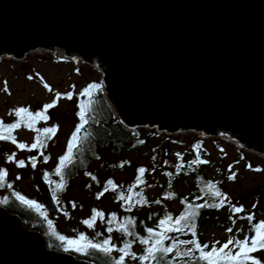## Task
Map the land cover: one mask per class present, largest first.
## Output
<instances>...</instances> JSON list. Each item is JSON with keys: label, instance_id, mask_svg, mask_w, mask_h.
<instances>
[{"label": "water", "instance_id": "1", "mask_svg": "<svg viewBox=\"0 0 264 264\" xmlns=\"http://www.w3.org/2000/svg\"><path fill=\"white\" fill-rule=\"evenodd\" d=\"M38 50L96 61L128 129L221 132L264 155V0H0V60ZM36 187L54 216L47 182ZM0 264L95 263L0 206Z\"/></svg>", "mask_w": 264, "mask_h": 264}, {"label": "trees", "instance_id": "2", "mask_svg": "<svg viewBox=\"0 0 264 264\" xmlns=\"http://www.w3.org/2000/svg\"><path fill=\"white\" fill-rule=\"evenodd\" d=\"M92 83L100 84V80H87L81 88L80 93L85 87ZM80 93L72 101L74 122L73 128L69 132L68 141L76 125L80 122L77 115L79 112L78 104L80 103H83L87 109L86 118L88 119V123L79 134L81 142L78 144L77 148L74 149L73 161L64 169L63 176H58L57 183L63 182L66 186L79 175L88 172L91 175H86V178L92 179V189L96 190L99 188L100 192H102L105 186L109 187V191L105 193L108 194L107 197L111 203L121 204L120 211L106 212L102 209V212L104 213L103 219L107 227H112V224L115 225L113 232L115 233L114 238L116 241H114L113 244L117 249L122 247L125 241H130L132 242L131 251L137 256L143 255L145 246L139 243V239L147 238V228L158 230V223L165 215H171L173 218L178 217L186 209L188 203H192L195 206L206 202H218L214 200L211 195L215 189H209L207 185L211 183L215 185L216 189L224 193L222 183L227 181L231 182L232 180L228 179L229 174L225 169H212L210 164H201L199 161L194 164L192 163L193 160L197 159L198 154L199 160L207 161L206 158H208L209 154L205 149V141L200 142L198 140H191L188 137H173L171 135L158 133L155 129H128L116 117L112 107L105 99L102 88L98 91H94L91 101H89L88 97L81 96ZM38 121L41 122L40 120ZM141 141H143V143H141ZM196 145H200V148L196 149ZM129 154H138L139 159L142 160L143 163L139 164L130 161L128 159ZM102 155H104L105 159L98 171L93 167L89 172V168L93 166L96 161L100 160ZM97 157H99V159H97ZM153 157H155V159H153ZM178 165H183V167L178 170ZM140 167H144L147 171L143 176L144 183L137 185V170ZM126 169L131 171L128 181L122 185L116 183L113 179V172L115 170ZM166 173H170L171 175H166ZM92 177H95V179ZM100 177L105 178L102 179ZM109 180L117 186L114 192L111 190V186L107 185ZM151 187L157 192V196L152 200H150L146 192L147 189ZM179 187L185 188L183 194H180ZM129 188H132L131 192H129ZM121 195L125 197L131 195L133 199L130 202L127 199L121 200L119 198ZM161 198L176 203L177 210L173 211L167 209L165 203L160 201ZM19 201L20 200L14 196L12 204L16 206L13 205V208H10L6 205V208L9 212H14L19 215L27 227L38 230L39 226H37V228H32V225L37 224L34 221L38 216L36 214L37 208H31L27 205L23 206L19 204ZM156 201H159V203H156ZM129 204H131V211L126 210ZM225 206L220 209L206 207L199 210L200 215L196 218V239L202 244L211 245L202 235V230L204 228L208 226L225 228V226L234 225L232 223L233 220L236 222L241 220L247 221L246 219H240L239 215L241 213L233 216L229 204L227 205L225 203ZM225 208L227 216L224 219L225 224H222L221 220L224 217L221 216V212ZM112 214H115L116 220L109 224L108 221ZM230 216L232 219H229ZM126 220H132L134 222L133 226L130 228L134 233L133 236H127L116 231V228ZM260 221V219L255 217L252 223L255 224ZM44 229L45 230L42 232H45L43 235L50 249L71 254L78 259L91 261L95 264H113L114 260L118 259L120 255L118 251H113L109 257L104 253L92 249L88 250L87 255L71 250L64 251V246L57 239V236L62 234H57L58 231L55 227L50 228L45 226ZM38 231H40V229ZM169 235H179V239L181 240L192 239L190 233L187 235L169 233ZM246 235H254L250 230L249 222L248 233ZM63 236L66 237V235ZM233 236L239 239L237 235ZM243 239L244 238H241V240ZM171 243V240L165 241L166 245ZM219 246L220 245H217V247ZM186 247L190 248L192 246L189 245ZM180 250L183 251L184 247L182 246ZM260 251L264 252V250H258L257 252ZM198 255V252L194 253L193 261H189L188 257H184L183 259L176 258L175 252H173L165 258V264L167 261H171V264H194V259ZM250 255L259 260L255 252ZM125 264H141V262L138 259L133 260L128 257L125 260ZM153 264H155V262H153ZM261 264L264 263L261 262Z\"/></svg>", "mask_w": 264, "mask_h": 264}, {"label": "rangeland", "instance_id": "3", "mask_svg": "<svg viewBox=\"0 0 264 264\" xmlns=\"http://www.w3.org/2000/svg\"><path fill=\"white\" fill-rule=\"evenodd\" d=\"M57 53V52H56ZM55 52H43L42 50L28 53L22 59L1 58L0 60V116L8 118V111L13 108H35V103H42V109L45 104L52 103L56 100V93L61 94V98L56 101L57 106L49 109L48 113L53 114L51 122L61 125L62 131L68 133L73 128V106L72 101L80 93L81 88L87 80H95L101 78L102 71L93 63L75 62L69 57H64ZM64 58H67L66 60ZM32 77V79H29ZM5 82H7L8 92L4 91ZM49 85L52 89L49 92L44 84ZM69 92L73 93V99L67 100L63 96ZM45 122V121H44ZM48 122V121H47ZM146 129V128H144ZM173 137H188L191 140L205 141V149L209 156L206 158L207 163L212 169H225L230 176L232 172L236 173V179L231 182H223L222 189L224 194L228 197L225 203L231 208L232 205L243 206L245 211L239 216H247L253 214L257 219L264 221V171L256 172L249 169L250 164L252 168L264 169L263 155H257L254 152L247 151L243 148H237L234 145L227 143L218 136L206 137L200 133L183 132L179 134H172ZM59 139L65 140L64 135ZM60 141L59 143H62ZM55 149H57L55 147ZM221 149L223 151H221ZM104 155L100 160L96 161L93 166L89 168V172L93 169H98L103 164ZM128 159L134 163L142 164L143 161L139 159L138 154H129ZM238 162V163H237ZM231 168V171L229 169ZM131 175L130 170H115L113 172V179L118 184H125ZM104 179L105 177H100ZM84 177L80 175L78 178L70 181V200L81 202L83 196L79 193L81 181ZM26 183H22L24 185ZM185 188L179 187L180 194H183ZM147 194L150 200L157 196L155 189H147ZM107 193H104L97 201V205L103 207L106 212L120 211L121 204H111ZM0 196V201H1ZM160 201L165 203V207L169 210L176 211L177 204L161 198ZM255 205V207H253ZM226 207V206H225ZM73 216L77 214L73 213ZM224 217L221 220L222 224L227 216L226 208L221 212ZM60 223V229L63 230L67 225L71 226L72 222ZM233 228L232 233H228L226 229ZM79 230V228L77 229ZM77 230H75L77 232ZM76 236V233L73 232ZM248 233V222L241 220L234 225H228L219 228L215 226H208L202 230V235L206 241L212 244L215 241L225 242L229 236L237 235L239 239L244 238ZM115 233L112 232V236ZM259 260L264 263V252L255 251Z\"/></svg>", "mask_w": 264, "mask_h": 264}, {"label": "snow or ice", "instance_id": "4", "mask_svg": "<svg viewBox=\"0 0 264 264\" xmlns=\"http://www.w3.org/2000/svg\"><path fill=\"white\" fill-rule=\"evenodd\" d=\"M29 79H32V77H29ZM44 87L51 92L52 89L47 85L44 84ZM101 89L100 84L92 83L89 84L87 87H85L80 95L85 96L89 98V101H91V98L94 94V91H98ZM4 91L8 92L7 82H5ZM61 98L60 93H56V100H54L52 103L45 104L43 106L42 111H37L35 115L32 114L27 108H19L15 110V115L17 117H21V121L27 120V127L29 129L33 128V125L38 120H44L47 121L49 117L46 115L49 109H52L57 106L56 101H58ZM64 99L72 100L73 99V93L69 92L63 96ZM79 112L77 113L79 118V124L76 125L73 133L71 134L69 141L67 143L66 152L64 155L59 157V162L57 167L55 168V174L57 176H63L64 169L68 166L69 163L73 161L74 157V149L77 148L78 144L81 142L80 133L81 130L85 127V125L88 123V119L86 118L87 115V109L85 108V105L83 103L78 104ZM21 114H24L22 116ZM21 121H18L13 124L6 125L2 120H0V141H10L13 145H15L20 150H27L32 151L34 149L46 147V143L41 140L40 136L38 135L35 138V142L32 143L30 146L26 145L25 143H18L15 136H13L11 133L14 129H18L21 126ZM59 126L53 125L51 127L43 128L42 134L47 138L51 139L58 131ZM143 143V141H141ZM196 149L200 148V145L195 146ZM221 151H223L221 149ZM43 155V153H41ZM179 155V154H177ZM7 162H15L16 166L20 169H23L26 167L25 160H15V154H12L10 156H7ZM50 157L44 156V163H47ZM99 159V157H97ZM155 159V157H153ZM199 161V163L204 164L207 163L205 160H199V154L197 155V159L193 160L192 163H196ZM29 162L31 164L32 168H36L37 166V157L32 156L29 158ZM238 163V162H237ZM183 165H178L179 168H182ZM252 171L260 172L264 171V169L260 168H252V166L249 164L247 166ZM138 175L136 177V184L140 185L144 183L143 176L147 169L144 167H140L138 170ZM231 171V168L229 169ZM86 175H91L90 173H86ZM166 175H171L170 173H166ZM8 176V171L5 169L0 168V186L4 185V182L6 180V177ZM45 176L47 177V173H45ZM17 179H20L19 176L16 177ZM95 179V177H92ZM229 180H235L236 179V173L232 172V174L228 177ZM107 185L111 186V190L114 192L116 190V185L109 180L107 182ZM8 188H11L12 185L8 184ZM57 189L63 191L65 185L62 183L56 185ZM209 189H215L211 195L214 200L218 202L213 203H203L199 205H193L192 203H188L186 209L176 218H173L171 215H165L164 218H162L158 223V230L153 228H147L146 231L148 233L147 238H140L139 243L144 247V254L137 256L135 253L131 251L132 249V242L125 241L123 243V246L120 248H116V246L112 243L111 235H109L108 238H105L102 242H93L92 240H89L87 236L80 234L78 238L72 239V238H66L63 235H58L57 239L61 242V244L64 246V251H75L77 253H82L87 255L88 250H97L101 253H104L106 256H111L113 251H118L120 253L118 259H115L113 264H125L126 258L130 257L133 260H139L141 264H165V258L169 255L175 252L176 258L183 259L184 257H188L189 261H193L194 253L198 252L199 255L195 257L194 264H261V262L258 259H255L251 257V253L258 251V250H264V221L257 222L253 224L255 217L253 214H248L247 216H241L240 219H246L249 222L250 230L254 233V235L249 236L245 235L244 239H237L235 236H230L229 239L226 242H220L215 241L211 245L209 244H202L197 237V223L196 218L200 215V209L203 208H216L220 209L225 206V202L230 201L228 200V197L222 193L219 189L215 188V185L209 183L207 185ZM109 191V187L105 186L104 190L97 194V199H99L101 196L104 195L105 192ZM132 191V188H129V192ZM55 195V194H54ZM16 198L20 200L22 204H25L31 208H39L40 206L32 200H27L25 197L20 196L17 194ZM121 200L127 199L129 202L133 199L131 195L125 197L124 195H121L119 197ZM199 199V198H198ZM183 202V201H182ZM156 203H159V201H156ZM72 207L75 208V203L72 204ZM255 207V205H253ZM127 211H131V204H129V207L126 209ZM233 216L243 213L245 211L244 207L232 205L230 209ZM67 215V213H65ZM99 217L101 220L104 218V213L97 211L96 209H93V215L90 219L82 221L83 224H85L88 228H94L95 227V221ZM229 219H232L230 216ZM116 220L115 214H112L110 220L108 221L109 224H111L113 221ZM233 224L236 223L235 220L232 221ZM134 222L132 220H126L124 223L120 224L116 231L121 232L122 234H125L127 236H133V231L130 230L131 226H133ZM49 227L51 228V223H49ZM106 231L111 234L113 232L112 227L106 228ZM228 233L233 232V228L229 227L226 229ZM169 233H177V234H191L192 239L187 240H181L179 239V235L177 236H170ZM55 234V233H54ZM101 235V233H97V236ZM166 240H171L172 243L169 245L165 244ZM191 245L192 247H186ZM217 245H220L217 247ZM184 247V250L181 251V247ZM238 249V251H237ZM234 253V254H233ZM166 264H171V261H167Z\"/></svg>", "mask_w": 264, "mask_h": 264}, {"label": "flooded vegetation", "instance_id": "5", "mask_svg": "<svg viewBox=\"0 0 264 264\" xmlns=\"http://www.w3.org/2000/svg\"><path fill=\"white\" fill-rule=\"evenodd\" d=\"M24 108H27L30 112H32L33 115H35L37 111L43 110L42 103L39 102L35 103V108H28V106ZM16 109L19 108L10 109L7 115L8 118L0 116V120H2L6 125L21 121V117H17L15 115ZM21 115L24 116V114ZM46 115L49 117V119L47 120L48 122H44V120H40L41 122L37 121L33 125V128L29 129L26 126L27 120L25 119L21 121L20 128L14 129L11 133L13 136H15L18 143H25L29 146L35 142V138L39 135L41 140L46 143V147L27 151L18 149L10 141H0V168L8 171V176L6 177L4 185L0 186V196L2 199L0 201V206L9 212V210L6 208V205L10 208H13V205H15L12 204L14 196H17L18 194L25 197V199L27 200L35 201L40 206L36 209V214L38 216L36 217V220H34L37 224L32 225V228H37V226H39L40 231H38L39 229L31 230L37 231L43 235L45 234V232L42 231L45 230V226L49 227V223H51V228L55 227L58 231L57 234L66 235V237L72 239H76L80 234H83L93 242H102L105 238H108L109 235L112 236V233L109 234L106 231V228L108 227L104 219L101 220L99 217H97L95 221V227L91 229L82 223V221L90 219L92 217L93 209H96L100 212H102L103 209V207L97 205V194L100 193V189H92V179L86 178V173L81 174L84 177L83 181H81V186L78 189L79 193L83 196L81 202H74L70 200V183L64 187L63 191L57 189L56 187V185L60 183H57L58 176L55 174V168L58 165L59 157L64 155L66 152L69 133L67 131H62L61 125L51 122L54 117L52 113H46ZM53 125H58L59 128L57 133L51 139H47L42 134V131H38L46 127H51ZM61 135H64V141L63 139H59ZM60 141L63 142L59 143ZM55 147L57 149H55ZM41 153H43V155H41ZM12 154H15V160H25L26 167L20 169L16 166L15 162H7V156H10ZM32 156L37 157L36 168H32L29 162V158ZM44 156L50 157L47 163H44ZM45 173H47V177L45 176ZM17 176H19L20 179H17ZM37 179L45 180L51 190V193L57 205V213L54 216H50L40 202L41 198L36 187ZM23 182L26 184L22 185ZM8 184H11L12 187L8 188ZM73 203H75L76 205L75 208L72 207ZM19 204L23 206L25 205L20 201ZM112 205L114 207L115 204L113 203ZM10 213L15 214L14 212ZM65 213H67V215H65ZM73 213L77 214V216H73ZM17 216L21 218L19 215ZM59 221H61L62 224H64L65 222H72V225H67L63 230H61ZM25 226L27 227V225ZM111 226L112 228H115V225L112 224ZM27 228L30 229V227ZM78 228L79 230H77ZM75 230H77V232ZM73 232L76 233V236ZM97 233H101V235L97 236ZM111 240L112 243L116 241L113 237H111Z\"/></svg>", "mask_w": 264, "mask_h": 264}, {"label": "bare ground", "instance_id": "6", "mask_svg": "<svg viewBox=\"0 0 264 264\" xmlns=\"http://www.w3.org/2000/svg\"><path fill=\"white\" fill-rule=\"evenodd\" d=\"M39 51V50H38ZM53 52H57L56 54H58V55H61V56H65V55H63V53L61 52V51H53ZM8 58V57H7ZM69 58H71V59H73L75 62H81V59L80 58H78V57H69ZM93 64L95 65V66H98L97 65V62L96 61H93ZM101 69H99V71H100ZM219 138H222L224 141H226L227 143H230V144H232V145H234L235 147H237V148H242L241 147V145L240 144H238V142H237V140L236 139H233V138H230V136L229 135H227V134H224V133H218V135H217ZM247 151H250V150H247ZM250 152H254V153H256L257 155H262V154H259L258 152H256V151H250ZM263 157H264V155H263Z\"/></svg>", "mask_w": 264, "mask_h": 264}]
</instances>
